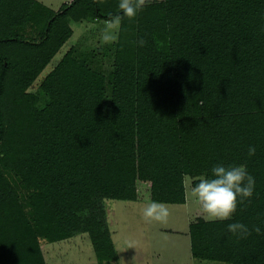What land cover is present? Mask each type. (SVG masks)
<instances>
[{"label": "trees", "instance_id": "16d2710c", "mask_svg": "<svg viewBox=\"0 0 264 264\" xmlns=\"http://www.w3.org/2000/svg\"><path fill=\"white\" fill-rule=\"evenodd\" d=\"M117 5L0 0V264H48L45 243L84 233L99 264L118 260L107 200L142 184L185 204V177L219 161L256 178L231 219L264 228V0H148L115 41L71 43L72 24L100 30ZM230 222L196 217L193 258L264 264V234Z\"/></svg>", "mask_w": 264, "mask_h": 264}, {"label": "rangeland", "instance_id": "374dc122", "mask_svg": "<svg viewBox=\"0 0 264 264\" xmlns=\"http://www.w3.org/2000/svg\"><path fill=\"white\" fill-rule=\"evenodd\" d=\"M54 10L72 0H39ZM148 1V0H145ZM73 44L98 43L99 29L94 23L72 24ZM69 48H62L42 73L45 76L54 63ZM192 179L185 177L186 193ZM147 186L139 184L137 201L107 200L108 224L112 232L118 260L103 264H227L193 258L190 250L189 225L196 217H203L199 206L186 195L185 204H167L169 215L164 222H148L141 209L149 202ZM149 200V201H148ZM48 264H99L88 234H79L69 240L43 245Z\"/></svg>", "mask_w": 264, "mask_h": 264}, {"label": "clouds", "instance_id": "9594fccd", "mask_svg": "<svg viewBox=\"0 0 264 264\" xmlns=\"http://www.w3.org/2000/svg\"><path fill=\"white\" fill-rule=\"evenodd\" d=\"M145 0H118L119 11L110 14L100 29L99 39L102 43L115 41L123 18L133 19L143 8ZM142 47L143 38L138 41ZM256 147L248 146V156H254ZM256 191V178L247 170L244 163L219 161L213 163L205 173L192 178L186 193L199 209L206 221L231 220L227 232L237 239L247 238L252 232L264 234L260 224L249 225L238 219H231L238 206L243 207L252 202ZM142 217L148 222H164L169 215L166 202L151 200L141 209Z\"/></svg>", "mask_w": 264, "mask_h": 264}]
</instances>
